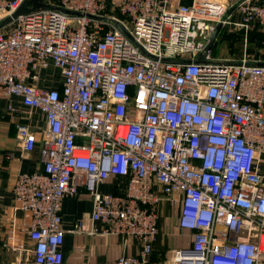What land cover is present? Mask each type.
I'll use <instances>...</instances> for the list:
<instances>
[{"label":"built area","instance_id":"2783aa9c","mask_svg":"<svg viewBox=\"0 0 264 264\" xmlns=\"http://www.w3.org/2000/svg\"><path fill=\"white\" fill-rule=\"evenodd\" d=\"M24 1L0 0V25ZM41 1L0 28V90L45 120L43 170L14 186L32 258L13 264H64L63 203L83 194L103 235L137 245L117 264H264V43L255 60L206 52L219 25L264 30V0H118L116 15L104 0ZM50 65L61 89L37 84ZM16 138L37 143L28 125ZM112 177L124 192L101 191ZM166 205L190 245L154 260Z\"/></svg>","mask_w":264,"mask_h":264},{"label":"crops","instance_id":"0c3cea01","mask_svg":"<svg viewBox=\"0 0 264 264\" xmlns=\"http://www.w3.org/2000/svg\"><path fill=\"white\" fill-rule=\"evenodd\" d=\"M193 1L171 0V3L176 7L181 4L189 5ZM214 1L232 4L235 0ZM224 29L219 32L210 50L214 60L239 61L244 57L250 60L258 59L250 57L248 38L247 43H243L246 49L244 56L230 59L226 53L231 47V41L222 35ZM252 35L253 33L249 34V38ZM221 43L226 44L225 52L217 50ZM37 84L49 89H61L62 75L58 69L50 65L41 71ZM19 125H28L36 133L37 143L33 151L28 152L21 148L16 138ZM44 131L45 120L39 111L25 107L20 97H7L0 90V264H13L18 256L25 261L32 258L30 250L33 242L29 235L31 216L16 207L14 186L21 173L42 172L41 148ZM125 189V179L118 177H112L101 187L103 193L124 192ZM92 210L93 200L87 194L64 201L62 207L63 227L66 231L62 249L64 264H117L121 256L137 253L135 243L130 241L127 244L121 237L103 235V225L92 224L88 218ZM159 214L161 237L154 255L163 259L172 249L188 247L190 240L183 236L184 231L179 227L177 209H171L166 205L160 209ZM81 223L86 229L93 228L95 234L82 231Z\"/></svg>","mask_w":264,"mask_h":264},{"label":"rangeland","instance_id":"374dc122","mask_svg":"<svg viewBox=\"0 0 264 264\" xmlns=\"http://www.w3.org/2000/svg\"><path fill=\"white\" fill-rule=\"evenodd\" d=\"M105 2H110V7L108 8V13L110 15H116V9H117V3L118 0H104ZM243 20L242 13L238 12L237 15L231 19V21H238L241 22ZM240 28L234 27L232 25H227L223 31V36H226L227 39L231 41V47L228 48V53L230 59L234 60L236 58H240L242 55L244 56L245 52V46H243L245 43V40L249 39V45H248V52L250 54L251 58H258L262 54V47L264 43V30L262 27H260L258 24L254 25L252 24L250 26V30L248 34H246L245 30H239ZM253 33L252 37L249 38V34ZM248 35V36H247ZM225 48V49H224ZM227 50L226 44L221 43L220 46L217 48V50ZM221 52V51H220ZM173 250V249H172ZM166 257V256H165ZM165 257L162 259L164 260Z\"/></svg>","mask_w":264,"mask_h":264},{"label":"water","instance_id":"95a60500","mask_svg":"<svg viewBox=\"0 0 264 264\" xmlns=\"http://www.w3.org/2000/svg\"><path fill=\"white\" fill-rule=\"evenodd\" d=\"M50 6L44 2H42L41 0H25L23 2V4L16 10V12L6 18L3 23L0 25V28L3 27V26H7V25H10L12 24L15 20H17L18 18H20L21 16H25L37 9H45V8H49ZM53 10H57V11H60V12H63L65 14H68V15H72V16H79L80 14L77 13V12H73V11H70V10H66L64 8H61V7H52ZM119 29L124 32L129 38H131V36L129 35L128 31H126L121 25H118ZM222 29V26L219 25L216 32L214 33L209 45L207 46L206 48V52H209L211 50V47L214 43V41L216 40L219 32L221 31ZM191 61L187 60L186 63H190ZM198 62H203V61H198ZM258 66L260 67H264V63H258Z\"/></svg>","mask_w":264,"mask_h":264},{"label":"trees","instance_id":"16d2710c","mask_svg":"<svg viewBox=\"0 0 264 264\" xmlns=\"http://www.w3.org/2000/svg\"><path fill=\"white\" fill-rule=\"evenodd\" d=\"M108 6L110 7L111 5H110V2H108ZM261 56H262V54H261ZM260 56V57H261ZM260 57H258V59L260 58ZM154 260H162V258H156L155 257V255L153 254V257H152Z\"/></svg>","mask_w":264,"mask_h":264}]
</instances>
